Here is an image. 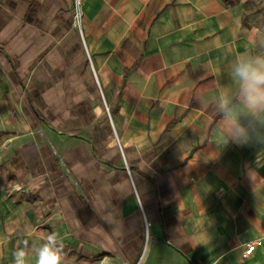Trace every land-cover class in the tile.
<instances>
[{
  "label": "crops",
  "instance_id": "crops-1",
  "mask_svg": "<svg viewBox=\"0 0 264 264\" xmlns=\"http://www.w3.org/2000/svg\"><path fill=\"white\" fill-rule=\"evenodd\" d=\"M261 37L264 0H0V264H264V132L214 103Z\"/></svg>",
  "mask_w": 264,
  "mask_h": 264
},
{
  "label": "clouds",
  "instance_id": "clouds-1",
  "mask_svg": "<svg viewBox=\"0 0 264 264\" xmlns=\"http://www.w3.org/2000/svg\"><path fill=\"white\" fill-rule=\"evenodd\" d=\"M257 44L264 46V37L253 39L249 48L235 54L225 65L227 84H220L214 96L215 109L220 118V132L226 143H246L253 136L264 132V52H256ZM55 241H47L31 249L16 252L17 264L31 252L38 264H56Z\"/></svg>",
  "mask_w": 264,
  "mask_h": 264
},
{
  "label": "built area",
  "instance_id": "built-area-1",
  "mask_svg": "<svg viewBox=\"0 0 264 264\" xmlns=\"http://www.w3.org/2000/svg\"><path fill=\"white\" fill-rule=\"evenodd\" d=\"M81 16H82V11L80 9H78L76 11V14H75L76 23L79 24V20H80ZM261 244H262L261 239L247 243L245 245V249H244V256L248 257V256L252 255L254 253V251L256 250V248L258 246H260Z\"/></svg>",
  "mask_w": 264,
  "mask_h": 264
},
{
  "label": "trees",
  "instance_id": "trees-1",
  "mask_svg": "<svg viewBox=\"0 0 264 264\" xmlns=\"http://www.w3.org/2000/svg\"><path fill=\"white\" fill-rule=\"evenodd\" d=\"M227 1V0H226Z\"/></svg>",
  "mask_w": 264,
  "mask_h": 264
}]
</instances>
